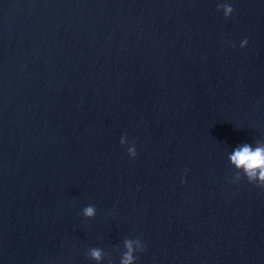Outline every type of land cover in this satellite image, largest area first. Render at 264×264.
Wrapping results in <instances>:
<instances>
[{"label": "water", "instance_id": "water-1", "mask_svg": "<svg viewBox=\"0 0 264 264\" xmlns=\"http://www.w3.org/2000/svg\"><path fill=\"white\" fill-rule=\"evenodd\" d=\"M246 143L264 0H0V264H264Z\"/></svg>", "mask_w": 264, "mask_h": 264}, {"label": "clouds", "instance_id": "clouds-1", "mask_svg": "<svg viewBox=\"0 0 264 264\" xmlns=\"http://www.w3.org/2000/svg\"><path fill=\"white\" fill-rule=\"evenodd\" d=\"M217 7L218 10H223L226 17H231L234 12V8L230 4L220 3ZM247 44L248 40L244 39L241 43V47H246ZM120 142L122 145H127V136L125 135ZM127 151L132 158L137 156L134 143L131 147H128ZM230 160L237 169L242 170L243 176L247 178L249 183L264 188V146H257L254 149L251 145L246 143L233 151L230 155ZM242 179L243 177L240 175V172H237L234 176L233 183L239 182ZM96 214L97 210L94 206H87L83 209V215L85 217L94 218ZM125 245L128 248V252L124 254L121 264H133L135 257L132 255V241H125ZM141 249L142 251L145 250L144 244L141 246ZM91 256L96 260H100L102 254L99 249H93L91 251Z\"/></svg>", "mask_w": 264, "mask_h": 264}]
</instances>
